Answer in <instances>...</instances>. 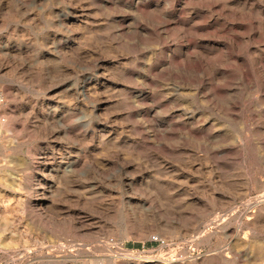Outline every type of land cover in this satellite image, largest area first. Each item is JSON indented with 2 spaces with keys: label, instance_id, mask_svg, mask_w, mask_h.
<instances>
[{
  "label": "rangeland",
  "instance_id": "374dc122",
  "mask_svg": "<svg viewBox=\"0 0 264 264\" xmlns=\"http://www.w3.org/2000/svg\"><path fill=\"white\" fill-rule=\"evenodd\" d=\"M220 1L0 0V264H264V0Z\"/></svg>",
  "mask_w": 264,
  "mask_h": 264
},
{
  "label": "bare ground",
  "instance_id": "6f19581e",
  "mask_svg": "<svg viewBox=\"0 0 264 264\" xmlns=\"http://www.w3.org/2000/svg\"><path fill=\"white\" fill-rule=\"evenodd\" d=\"M140 1V0H139ZM172 1V0H171ZM175 1V0H174ZM200 1H204V2H206V3H208L209 2V0H200ZM213 1V0H212ZM220 1V0H219ZM226 1H228V0H226ZM226 1H224L223 3H222V9L223 10H226V9H230V10H235V11H231V12H229V14L227 13V15H228V17H233L234 15H237V16H240L241 18H250V15H251V13H252V7L248 4V1L247 0H245V2L243 3V7H241V6H234L236 9H232L231 7H230V4H229V1H231V0H229L228 2H226ZM250 1V0H249ZM263 1V0H262ZM216 2V1H215ZM221 2V1H220ZM209 4V3H208ZM212 4V3H211ZM219 4V3H218ZM236 5V4H235ZM239 5V4H238ZM138 6V5H137ZM255 6V5H254ZM141 7V6H140ZM149 7V6H148ZM143 9V8H142ZM181 9V8H180ZM218 8H216V10H217ZM263 10V9H262ZM207 11V10H206ZM225 12V11H224ZM166 13V12H165ZM172 13V12H171ZM174 13V12H173ZM226 13V12H225ZM262 13V12H261ZM180 14H181V12H180ZM233 15V16H232ZM252 16V15H251ZM173 18V17H172ZM221 18V17H220ZM262 18V17H261ZM180 19V18H179ZM182 19V18H181ZM222 20V19H221ZM181 22V21H180ZM218 22V21H217ZM207 24V23H206ZM218 25V24H217ZM234 25V24H233ZM179 26H182V25H179ZM202 26V25H201ZM235 26V25H234ZM233 26V27H234ZM193 28H195V27H193ZM229 28V27H228ZM255 28H257V27H255ZM197 29V28H196ZM198 29H200V28H198ZM202 29V28H201ZM206 29V28H205ZM235 29V28H234ZM237 29H238V27H237ZM210 30V29H209ZM197 31V30H196ZM226 31V30H225ZM230 31V30H229ZM184 32V31H183ZM226 33H227V31H226ZM237 33V32H236ZM263 33V32H262ZM215 34V33H214ZM218 34V33H217ZM228 34V33H227ZM238 34V33H237ZM219 35V34H218ZM224 35V34H223ZM231 35V34H230ZM234 35V34H233ZM184 36V35H183ZM227 36V35H226ZM238 36V35H237ZM247 36V35H246ZM219 37V36H218ZM210 38V37H209ZM185 39V38H184ZM189 39V38H188ZM193 39V38H192ZM223 39V38H222ZM226 39V38H225ZM250 39V38H249ZM201 40V39H200ZM232 40V39H231ZM253 40V39H252ZM191 41V40H190ZM194 41V40H193ZM199 41V40H198ZM237 41V38H236V40L234 41V42H236ZM208 42V41H207ZM232 42V41H231ZM185 43H186V41H185ZM188 43V42H187ZM179 44V43H178ZM236 44V43H235ZM206 45V44H205ZM232 45H234L233 43H232ZM264 45V44H263ZM246 46V45H245ZM254 47V46H253ZM256 47H258V46H256ZM256 47H254V48H256ZM193 48V47H192ZM208 48V47H207ZM232 48V47H231ZM251 48V47H250ZM190 49H191V46H190ZM189 49V50H190ZM199 49V48H198ZM240 49V48H239ZM187 50V49H186ZM235 50V49H234ZM225 51V50H224ZM233 51V50H232ZM239 51V50H238ZM181 52V51H180ZM231 52V51H230ZM179 53V52H178ZM233 53V52H232ZM263 53V52H262ZM172 54V53H171ZM182 54V53H181ZM211 54V53H210ZM223 54H225V53H223ZM173 55V54H172ZM243 55V54H242ZM261 55V54H260ZM247 56V55H246ZM181 57V56H180ZM237 57V56H236ZM183 58V57H182ZM182 58L180 59V60H182ZM235 58V57H234ZM240 58V57H239ZM248 58V57H247ZM260 58V57H259ZM258 58V59H259ZM262 58V57H261ZM170 59H171V57H170ZM184 59V58H183ZM194 59V58H193ZM192 59V60H193ZM236 59V58H235ZM246 59V57L244 58V60ZM251 59V58H250ZM186 60V59H185ZM191 61V60H190ZM246 61V60H245ZM262 61V60H261ZM176 62H178V57L177 58H175L173 61H171V64H176ZM202 62V61H201ZM247 62V61H246ZM251 62V61H250ZM179 63V62H178ZM189 63V62H188ZM206 63V62H205ZM255 64H256V62H255ZM178 65H181L180 63L178 64ZM191 66L190 67H193V66H195L194 67V71H197V69H198V66H199V63L196 61V62H194V63H191L190 64ZM214 65V64H213ZM186 66V65H185ZM202 66V65H201ZM233 66V65H232ZM240 66V65H239ZM181 67V66H180ZM204 67V66H203ZM209 67V66H208ZM233 67H235V66H233ZM177 68V67H176ZM200 68V67H199ZM232 68V67H231ZM250 68H251V65H250ZM205 69V68H204ZM209 69H210V67H209ZM249 69V68H248ZM178 70V69H177ZM179 70H182V69H179ZM190 70V69H189ZM212 70V69H211ZM214 70V69H213ZM186 71V70H185ZM229 71V70H228ZM231 71H234L233 69L231 70ZM244 71V70H243ZM260 71V70H259ZM205 72H207V71H205ZM213 72V71H212ZM235 72V71H234ZM239 72V71H238ZM175 73V72H174ZM251 73V72H250ZM173 74V73H172ZM190 74V73H189ZM188 74V75H189ZM197 74H199L198 72H197ZM206 74H208V73H206ZM262 74H264V73H262ZM261 74V75H262ZM175 75V74H174ZM191 75V74H190ZM235 75V74H234ZM243 75H245L244 74V72H243ZM242 75V76H243ZM252 75V74H251ZM176 76V75H175ZM196 76H198V75H196ZM218 76V75H217ZM249 76V75H248ZM174 77V76H173ZM182 77V76H181ZM246 77V76H245ZM183 78V77H182ZM185 78V77H184ZM187 78V77H186ZM239 78H240V76H239ZM212 79V78H211ZM234 79V78H233ZM251 79V78H250ZM258 79V78H257ZM201 80H202V78H201ZM200 80V81H201ZM205 80V79H204ZM254 80V79H253ZM176 81V80H175ZM187 81V80H186ZM237 82V81H236ZM243 82H244V80H243ZM249 82V81H248ZM207 83V82H206ZM205 83V84H206ZM210 83V82H209ZM226 83V82H225ZM234 83V82H233ZM241 83V82H240ZM259 83V82H258ZM261 83V82H260ZM185 84V86H186V83H184ZM211 84H212V82H211ZM210 84V85H211ZM239 84V83H238ZM248 85V84H247ZM253 85V84H252ZM256 85V84H255ZM174 86V85H173ZM184 86V87H185ZM205 86V85H204ZM220 86V85H219ZM249 86V85H248ZM177 87V86H176ZM189 87V86H188ZM203 87V86H202ZM208 87V86H207ZM224 87V86H223ZM186 88H187V86H186ZM199 88V87H198ZM209 88V87H208ZM207 88V89H208ZM225 88V87H224ZM243 88V87H242ZM247 88V87H246ZM258 88H259V86H258ZM264 88V87H263ZM219 89V87H217V86H215V88H213V90H214V92H216L217 90ZM244 89V88H243ZM249 89V88H248ZM249 90H251V89H249ZM255 90V89H254ZM178 91V90H177ZM196 91V90H195ZM200 91V90H199ZM179 92V91H178ZM210 92V91H209ZM206 93V92H205ZM197 94H199V93H197ZM220 94V93H219ZM203 95H205V94H203ZM221 95V94H220ZM239 95V94H238ZM206 98V97H205ZM208 99V98H207ZM215 99V98H214ZM218 100V99H217ZM214 101V100H213ZM239 103V102H238ZM176 108H177V106H176ZM230 109H232V108H230ZM179 111V110H178ZM181 112V111H180ZM178 114V113H177ZM178 117V116H177ZM191 122V121H190ZM196 123V122H195ZM181 125V124H180ZM176 126H178V125H176ZM181 127V126H180ZM182 129V128H181ZM186 129V128H185ZM195 131V130H194ZM200 131V130H199ZM190 132V131H189ZM200 133V132H199ZM49 183V182H48ZM44 185V184H43ZM48 185V184H47ZM48 187V186H47ZM44 196V195H43ZM1 243H2V238H1ZM0 246H1V244H0Z\"/></svg>",
  "mask_w": 264,
  "mask_h": 264
},
{
  "label": "built area",
  "instance_id": "2783aa9c",
  "mask_svg": "<svg viewBox=\"0 0 264 264\" xmlns=\"http://www.w3.org/2000/svg\"><path fill=\"white\" fill-rule=\"evenodd\" d=\"M0 244H1V237H0ZM1 247V246H0Z\"/></svg>",
  "mask_w": 264,
  "mask_h": 264
},
{
  "label": "crops",
  "instance_id": "0c3cea01",
  "mask_svg": "<svg viewBox=\"0 0 264 264\" xmlns=\"http://www.w3.org/2000/svg\"><path fill=\"white\" fill-rule=\"evenodd\" d=\"M0 128H1V122H0Z\"/></svg>",
  "mask_w": 264,
  "mask_h": 264
}]
</instances>
